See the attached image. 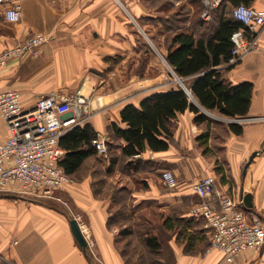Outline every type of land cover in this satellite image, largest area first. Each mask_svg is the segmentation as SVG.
Masks as SVG:
<instances>
[{"label": "crops", "instance_id": "obj_1", "mask_svg": "<svg viewBox=\"0 0 264 264\" xmlns=\"http://www.w3.org/2000/svg\"><path fill=\"white\" fill-rule=\"evenodd\" d=\"M159 2L26 0L18 23L9 22L4 7H0V52L35 34H43L49 40L38 56L13 60L0 69V92H20L25 110L34 109L40 97L51 91L80 93L89 98L92 114L80 126L88 124L106 143H114L112 156L117 161L109 172L110 160L105 155L89 157L79 172L70 176L73 183L55 192L59 202L21 195L15 186L0 191V264H126L122 254L125 242L120 234L121 228H128L129 224H117L122 219H117V215L124 214L125 220L131 217L133 221L138 212L148 208L175 217L179 224L172 231L163 227L158 231L163 246L162 264H230L223 253L211 248L205 222L191 216L192 207L201 201L195 186L207 176L216 178V196L229 195L244 203L243 198L251 195L252 208L244 204L245 212L264 225V121L255 120L264 117V29L252 34L259 51L245 56L225 74L234 86L253 84L248 115L233 119L205 111L215 121L244 127L240 136L230 131L212 135L210 147H218V155L203 154L197 138L204 129L196 126L190 112L179 115L168 151H148L136 157L138 170L128 167L131 160L122 155L120 147L125 142L109 133L113 124L125 128L121 112L126 106L139 107L147 97L175 88L132 91L133 80L128 79L127 84L122 82V86L106 91L104 85L114 81L115 73L101 77L110 68L125 65L130 54L141 53V42L153 50L150 37L161 32L145 20L162 15ZM191 2L177 0L174 7L185 3L192 19L195 2ZM247 4L264 14V0H249ZM116 57L119 64L115 65ZM9 137L0 113V143ZM255 153L258 155L251 163ZM217 162L225 165L226 181L217 175ZM164 171L177 177L176 189L164 186ZM134 207L139 211L132 213ZM74 218L89 244L86 251L72 233L70 221ZM231 264H264V250L245 251Z\"/></svg>", "mask_w": 264, "mask_h": 264}, {"label": "trees", "instance_id": "obj_2", "mask_svg": "<svg viewBox=\"0 0 264 264\" xmlns=\"http://www.w3.org/2000/svg\"><path fill=\"white\" fill-rule=\"evenodd\" d=\"M151 1L156 4L160 1L158 8L162 15L145 20L158 27L161 32L150 39L154 42L158 40L157 37L166 36V46L162 49L156 46L174 74L188 89L177 86L167 92L147 97L139 107L128 105L121 112V122L125 128L117 124L111 125L109 133L125 142V145L120 147L122 155L131 160L128 167L135 170L139 168V159L136 157L148 151L160 153L169 150L175 135L176 121L179 115L186 112L193 113L196 126L204 129L197 138L203 154L215 157L220 153V149L215 148L213 144V147H210L212 135H226L227 131H230L240 136L244 127L239 123L215 121L207 116L205 111L218 112L227 118H245L253 97V84L234 86L225 77L227 71L240 63L230 64L234 49L233 34L240 30L249 33L247 28L234 18L233 11L242 4L248 6L249 0H223L220 7L212 13L210 21L202 18L204 7L201 0L193 1L195 13L192 19L190 8L185 3L174 7L177 0ZM141 53L153 54L146 42L142 44ZM114 62L115 65L119 64V58H114ZM145 65L146 62L143 66ZM169 76L174 77L172 74ZM223 129H226V132ZM98 138V134L87 124L74 128L60 139V147L65 152L60 165L68 176L74 177L89 157L98 155L93 145ZM106 144L108 153L105 158L110 160L108 171L112 172L117 163L112 156L115 144ZM224 167V164L217 162L216 172L226 181ZM131 211L136 213L139 209L134 207ZM123 215H117V219L122 217L117 224H129L128 228H121L120 234L125 242L122 254L126 264H162L163 246L158 231L162 227L167 231L176 229L179 224L175 222V217L165 216L155 208L138 212L133 221L131 217L125 220ZM192 219L196 218L192 216Z\"/></svg>", "mask_w": 264, "mask_h": 264}, {"label": "built area", "instance_id": "obj_3", "mask_svg": "<svg viewBox=\"0 0 264 264\" xmlns=\"http://www.w3.org/2000/svg\"><path fill=\"white\" fill-rule=\"evenodd\" d=\"M25 1L0 0V7H4L9 22L21 21L22 4ZM222 1L202 0V18L210 21L212 13L220 7ZM233 16L249 33L240 30L233 34L231 65L259 51V45L252 34L264 29V14L246 5L236 7ZM48 41L47 36L35 34L25 42L0 52V69L13 60L38 56ZM0 113L10 132V137L0 143V191L15 186L21 195L49 198L73 183L60 165L65 152L59 142L66 133L90 118L89 98L80 93L69 95L51 91L40 97L34 109L25 110L21 93L8 90L0 92ZM255 120L264 121V117ZM93 145L99 154L107 155L108 147L103 138L99 137ZM162 182L170 190L179 185L171 171L162 173ZM215 187L214 176L198 181L195 193L201 201L191 210V215L204 220L209 229L211 248L223 253L230 264L245 251L264 250V225L261 220L249 218L242 201L229 195L216 196ZM115 233L118 234V231Z\"/></svg>", "mask_w": 264, "mask_h": 264}, {"label": "rangeland", "instance_id": "obj_4", "mask_svg": "<svg viewBox=\"0 0 264 264\" xmlns=\"http://www.w3.org/2000/svg\"><path fill=\"white\" fill-rule=\"evenodd\" d=\"M159 31L160 29H158V32ZM157 38H158L157 41H154V42L151 41L152 44L150 43L151 46L153 47L152 55H150V53H148L147 55L144 53L138 54L137 52L132 53L130 54V56H128V58L126 57L127 63L125 65H120L119 67H116V68L114 66L110 68L109 70H107L108 72L105 71V73L101 77L108 78L109 77L108 75L115 73L114 81L113 80L107 81L106 84L104 85L106 91H109V90L112 91L116 87H119V84L121 86L124 83L127 84L128 79L133 80L132 91L134 90L133 88H136L138 90H145V89L150 90V89H157V88L164 89V88H168V86L169 87L170 86H174V87L182 86L185 90L188 89L184 83L180 84L178 82L179 78L174 74L173 70L169 68L166 61L164 60L165 58L161 55V52L157 50L158 48L157 49L155 48L158 46L160 47V49H162V47L166 46L167 44L165 41L166 36H160ZM141 44H143V42H141ZM140 56H141V60H140ZM145 62H146V65L143 66ZM170 74H172L174 77L173 78L170 77L169 76ZM145 81H148V82H145ZM156 83L158 84L155 85ZM91 103L92 102L90 101V104ZM91 110H92V104H91ZM57 198H58V195L54 194L52 197L37 198V200L45 199V200H51V202H55V201L59 202ZM56 207H59V206H56Z\"/></svg>", "mask_w": 264, "mask_h": 264}, {"label": "water", "instance_id": "obj_5", "mask_svg": "<svg viewBox=\"0 0 264 264\" xmlns=\"http://www.w3.org/2000/svg\"><path fill=\"white\" fill-rule=\"evenodd\" d=\"M167 65H168V64H167ZM168 66H169V65H168ZM169 68H170V67H169ZM170 69H171V68H170ZM178 82H179L180 84L183 83L180 79H178ZM257 155H258V154L255 153V154L251 157V160H250L251 163L253 162V159H254ZM243 200H244V204H245L246 208L251 209V208H252V197H251V195H249V194L246 195V196L243 198ZM70 226H71L72 233H73L75 239L77 240L78 244L80 245V247H81L84 251H86V250L88 249V243H87V241H86V238H85V236H84V234H83V232H82V230H81V227H80L78 221H77L75 218L72 219V220L70 221Z\"/></svg>", "mask_w": 264, "mask_h": 264}]
</instances>
